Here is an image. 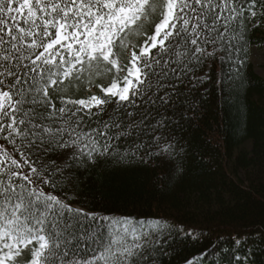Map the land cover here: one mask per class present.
Returning a JSON list of instances; mask_svg holds the SVG:
<instances>
[{
	"label": "snow or ice",
	"instance_id": "obj_1",
	"mask_svg": "<svg viewBox=\"0 0 264 264\" xmlns=\"http://www.w3.org/2000/svg\"><path fill=\"white\" fill-rule=\"evenodd\" d=\"M257 20L264 25V0H0V264H156L169 222L72 204L59 191L71 177L53 154L83 167L142 155L146 139L127 152L118 140L167 124L149 126L148 113L133 120L139 109L170 104L209 60L238 67ZM109 73L117 75L105 94H69L71 83L94 86ZM112 103L117 112L97 121ZM163 137L154 154H174L175 142ZM214 248L188 264H209Z\"/></svg>",
	"mask_w": 264,
	"mask_h": 264
},
{
	"label": "trees",
	"instance_id": "obj_2",
	"mask_svg": "<svg viewBox=\"0 0 264 264\" xmlns=\"http://www.w3.org/2000/svg\"><path fill=\"white\" fill-rule=\"evenodd\" d=\"M155 30L152 24L149 31ZM258 44L264 45V25L257 20L239 45L238 67L209 60L187 78L170 104L153 106L151 112L143 105L133 120L146 119L148 113L149 126L164 120L167 128L124 136L116 145L127 152L146 139L150 146L142 155L103 156L83 167L67 154H53L71 177L60 194L104 216L169 222L173 232L157 246L156 264H188L213 245V253L204 257L209 264H264V74L253 57ZM114 81L99 89L84 83L69 94L103 95L102 85ZM117 109L112 103L95 119L109 120ZM123 111L127 117L129 110ZM161 132L164 143L175 142L174 154H154L162 147L156 140Z\"/></svg>",
	"mask_w": 264,
	"mask_h": 264
},
{
	"label": "rangeland",
	"instance_id": "obj_3",
	"mask_svg": "<svg viewBox=\"0 0 264 264\" xmlns=\"http://www.w3.org/2000/svg\"><path fill=\"white\" fill-rule=\"evenodd\" d=\"M150 26V25H149ZM149 28V27H148ZM134 41H137L139 43H142L143 42V37H133ZM142 41V42H141ZM135 46V45H134ZM254 60L256 61L257 63V66H258V69L259 71L264 74V45H261V44H258L256 47H255V50H254ZM133 56V52L131 49L129 50H126L125 53H124V61L126 59H129V58H132ZM115 73H109L105 76H99L97 79H98V82L95 83V85L93 86L95 89H98L100 88V85L106 81H111L113 80V78H115ZM85 82H73L71 83L68 88L69 90L70 89H73V90H76L78 88H80ZM86 85L89 86V84L87 83ZM91 87V86H90Z\"/></svg>",
	"mask_w": 264,
	"mask_h": 264
}]
</instances>
